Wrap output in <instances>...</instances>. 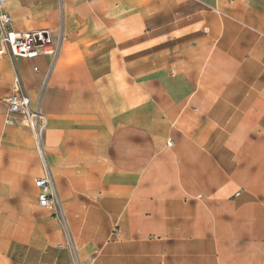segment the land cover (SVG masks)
Instances as JSON below:
<instances>
[{
  "label": "crops",
  "instance_id": "obj_1",
  "mask_svg": "<svg viewBox=\"0 0 264 264\" xmlns=\"http://www.w3.org/2000/svg\"><path fill=\"white\" fill-rule=\"evenodd\" d=\"M6 10L60 39L0 58V264H264V0ZM15 75L39 139L5 123Z\"/></svg>",
  "mask_w": 264,
  "mask_h": 264
},
{
  "label": "built area",
  "instance_id": "obj_2",
  "mask_svg": "<svg viewBox=\"0 0 264 264\" xmlns=\"http://www.w3.org/2000/svg\"><path fill=\"white\" fill-rule=\"evenodd\" d=\"M60 35L53 38L50 30L38 29L18 32L13 29L11 15L6 10V0H0V58L34 59L41 54L55 56L59 47ZM7 116L5 123L13 124L15 116H21L23 122L34 129L36 139L40 138L42 125L41 114L37 108H32L29 97L22 90L20 78L15 75L11 84V94L8 97ZM169 145L172 141L168 142ZM38 188V205L42 208L56 210L57 198L52 190L51 179L44 168V174L34 181ZM61 219V213H56Z\"/></svg>",
  "mask_w": 264,
  "mask_h": 264
}]
</instances>
